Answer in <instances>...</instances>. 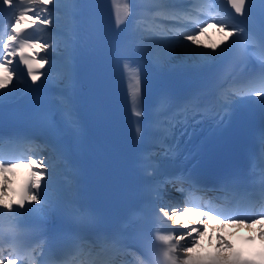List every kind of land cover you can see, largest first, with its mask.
<instances>
[{"label":"snow or ice","instance_id":"snow-or-ice-1","mask_svg":"<svg viewBox=\"0 0 264 264\" xmlns=\"http://www.w3.org/2000/svg\"><path fill=\"white\" fill-rule=\"evenodd\" d=\"M226 2L235 16L231 13L222 15L219 11H215L203 19L199 18L202 13L192 5L210 3V0H191L190 3L189 0H150L152 8L146 13H142L140 5L137 4V12L131 21L128 18L133 16L132 0H128L117 11V28L123 23L131 24V34L126 43H123L119 36H114L113 39L122 42V48L127 54L125 58L129 60L123 67L129 81L128 91L133 115L137 118L134 128L135 137L137 141H141L147 133L148 138L155 145L152 151L138 155L137 167L145 177L150 178L146 184V191L153 198L151 207L158 210L154 213L155 218L160 220L162 217L172 225L178 226L167 234L154 231L155 243L144 244V258L140 264H256L255 261L224 259L219 256L202 259L196 257L193 252L199 244L204 228L207 227L208 216L215 215L222 224L247 223L250 227L252 223L264 220V211L255 216L226 215V209L221 211L192 204L185 196V192L189 189L199 190L201 188L199 183L190 171L182 170L175 175H164L161 172L160 159L176 158L181 150L179 137L185 135L190 126L209 119L214 120L217 126L226 124L253 97L260 98L258 103L261 113L264 114V58L261 59L259 73L246 85L217 87L216 100L213 103H202L200 93L182 101H178L168 93L161 94L154 107L153 117L147 125L142 123L144 111L140 69L138 65L133 67L130 63L131 56L139 55L156 65H167L171 59H174L173 53L183 51L190 58L195 57L198 62L206 64L217 60L237 46H239L238 54L243 61L247 58L250 43H258L261 51L264 52V0H226ZM49 5L53 8L50 9ZM63 6V0H0V108L19 94L21 89L17 85H26L24 75L17 73L13 63L17 57L18 63L26 69L32 85H36L42 77L47 79L42 69H45L46 65L51 67L52 62L47 55L41 53L57 48L58 44L54 40L42 42L40 39L28 38L25 33L59 23V18H54V11ZM208 11L212 12V9L209 8ZM194 14L195 19H193ZM5 18H7L6 23ZM209 27H215L216 31L223 34L224 38L219 44H206L201 41L200 37ZM222 45L224 47H221ZM160 46L167 48L165 54L157 53L156 49ZM60 82L73 90L76 87L77 81L73 74L71 56L65 63ZM219 83L222 84L223 80ZM26 87L29 88V93L34 91L30 86L26 85ZM58 103L64 113L68 135L74 138L82 137L84 129L71 96H65ZM5 143H33V141L31 138L0 135V217H8L6 228L0 224V231L6 236V240L0 239V264H23L20 256L24 251L21 240L24 218L32 215L42 217L49 209L64 211V206L49 196L56 166L47 163L43 155L6 160L3 156ZM39 148L42 153L54 154L61 162L68 159L60 142L42 144ZM257 156L264 161V134L260 136L258 152L250 157L251 171H255ZM20 167L28 168L30 175L22 184L20 191L16 192L10 187L13 183L10 174H14V170ZM241 179L239 176H233L224 183L226 186L239 184ZM258 183L260 186L258 202L264 209V172L259 177ZM169 187L181 193L180 202L162 203L166 199ZM21 209L24 211L21 212ZM197 212L201 219L194 221L191 214ZM260 236L264 239V231L260 232ZM218 239L223 238L218 237ZM5 243L8 248L7 255L4 252ZM85 243L87 242L77 240V249L83 251ZM96 243L101 248H110L121 254H125L127 250V245L114 234L100 235ZM223 243L227 248L232 247L227 241ZM89 264H95V261H90ZM103 264L109 262L104 261ZM123 264L129 262L125 261ZM259 264H264V260Z\"/></svg>","mask_w":264,"mask_h":264},{"label":"bare ground","instance_id":"bare-ground-1","mask_svg":"<svg viewBox=\"0 0 264 264\" xmlns=\"http://www.w3.org/2000/svg\"><path fill=\"white\" fill-rule=\"evenodd\" d=\"M76 1L77 0H63V7H61V10L64 12V14L66 15V16H64L63 18H65L64 20L65 21H68L70 24H71V26L72 27H75V26H77L79 23L78 22H76L75 20H74V18L72 17V13H73V6H74V4L76 3ZM56 15L54 14V17H55ZM82 35V34H81ZM207 38H209L208 36H207V33H205L204 35H202L201 37H200V39H201V41L203 42V43H206V44H211V43H209L208 42V39ZM219 43H220V41H219ZM159 49L163 52V54H165L166 52H167V48L165 47L164 48V46H160L159 47ZM179 52H182V53H180L179 54ZM180 55V56H186V57H189V55H186L183 51H178V52H175V53H173L172 55L175 57L176 55ZM190 58V57H189ZM190 59H196L195 57H191ZM172 60V59H171ZM170 60V61H171ZM193 254L196 256V257H198V255L196 254V251H195V249H194V252H193ZM199 258V257H198Z\"/></svg>","mask_w":264,"mask_h":264}]
</instances>
